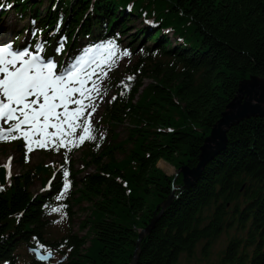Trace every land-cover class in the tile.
I'll return each instance as SVG.
<instances>
[{
	"label": "trees",
	"instance_id": "trees-1",
	"mask_svg": "<svg viewBox=\"0 0 264 264\" xmlns=\"http://www.w3.org/2000/svg\"><path fill=\"white\" fill-rule=\"evenodd\" d=\"M59 2V8L66 4V15L72 10L70 27L81 24L93 4L85 24L120 21L123 28L130 19L125 5L133 3L158 15L162 28H172L186 45L172 49L149 36L157 44L128 68L132 81L114 85L116 98L105 106L103 124L86 154L95 171L75 182L71 196L93 208L82 225L93 235L91 248L85 250L86 237L78 235L62 243L46 239L47 208L60 182L48 195L32 193L45 167L13 178L11 186L0 167V264H16V251L30 243L52 250L64 245L69 250L64 264H130L140 231L173 187V177L158 168L159 161L195 167L204 139L240 83L252 76L264 79V0H74L73 7L70 0ZM56 16L53 12V20ZM187 21L192 27L183 26ZM123 83L129 84L126 92ZM126 123L129 152L115 133ZM228 139L227 149L196 184L183 187L178 177L174 185L181 191L143 239L137 264H177L181 252L234 226L248 236L228 244L223 264H264V119L243 121ZM69 211L72 217V204Z\"/></svg>",
	"mask_w": 264,
	"mask_h": 264
},
{
	"label": "snow or ice",
	"instance_id": "snow-or-ice-1",
	"mask_svg": "<svg viewBox=\"0 0 264 264\" xmlns=\"http://www.w3.org/2000/svg\"><path fill=\"white\" fill-rule=\"evenodd\" d=\"M61 47L58 42L55 51ZM115 50L116 45L109 42L100 55L79 59L58 71L54 58L0 42V142L22 139L27 154L49 146L71 152L85 141L96 140L91 116L101 95L98 81L115 62ZM62 175L64 191L58 198L70 186L69 173Z\"/></svg>",
	"mask_w": 264,
	"mask_h": 264
},
{
	"label": "rangeland",
	"instance_id": "rangeland-1",
	"mask_svg": "<svg viewBox=\"0 0 264 264\" xmlns=\"http://www.w3.org/2000/svg\"><path fill=\"white\" fill-rule=\"evenodd\" d=\"M10 22V18H8L4 24L5 27L7 24ZM134 23V22H133ZM22 23V25H24ZM144 22L142 20H136V24L132 27L133 31L136 32V28H141ZM135 29V30H134ZM130 30V31H132ZM134 34V33H133ZM132 34V35H133ZM131 36L126 38L125 43H129ZM139 40V39H138ZM172 42V41H171ZM137 44H140L139 41ZM124 65V64H123ZM123 65L120 66V70L118 73L123 71ZM100 110V109H99ZM99 112V111H98ZM98 114V113H97ZM96 114V115H97ZM119 132V142L125 143V140L127 139L128 132H127V126H121L118 130ZM126 144V143H125ZM126 152H129L132 149V146L130 144H126L125 146ZM125 154L123 155L122 153H117V158L118 160L124 159ZM84 158L83 156V150L80 151L76 155V168L80 169L82 159ZM60 157H55L51 154H41V153H36L32 156L30 166L31 168H34L41 163H50L52 161H59ZM10 161V164L12 165L11 168V175H20L27 173L29 168L24 167L22 161H21V156L19 152L14 148V146H7V147H0V166L5 165ZM165 163V162H164ZM168 164V163H166ZM169 165V164H168ZM170 166V165H169ZM159 167L165 172L166 174L170 176H174L177 174V170L174 168V172L170 173L168 169L164 168L160 162ZM94 171L93 167H89L86 173H92ZM42 189V182L40 180L36 181L32 191L34 193H39L40 190ZM76 204V202H75ZM73 220L71 223L66 219L65 215L63 214L60 206L56 207V210L52 213L51 219L53 221L52 227L48 230V235L50 239L52 240H57V241H62V238L65 237L69 231L74 232L78 234L80 237H86L87 245L85 247V250L91 248L92 246V238L93 235L91 234V231H89V227L87 228H82L83 223H86L87 219H89L91 215V210L93 209L92 206H90L88 203L84 202L80 205L76 204L73 205ZM237 236L239 233L235 232L234 230L230 231L228 234V237L231 236ZM227 245V236L223 235L217 242L214 244V247L212 250H208L207 252L203 249V244L198 245V247L194 250L193 254L191 256L184 255L182 259L180 260V264H220L221 262V253L224 251L225 247ZM21 257L25 256L24 252H21ZM61 258V255H58L55 260Z\"/></svg>",
	"mask_w": 264,
	"mask_h": 264
},
{
	"label": "water",
	"instance_id": "water-1",
	"mask_svg": "<svg viewBox=\"0 0 264 264\" xmlns=\"http://www.w3.org/2000/svg\"><path fill=\"white\" fill-rule=\"evenodd\" d=\"M258 117L264 119V80L258 77H252L250 80H244L240 83L234 99L227 105L221 119L212 128L211 134L204 141L199 156V162L196 167L183 166L178 170L174 177L181 173L185 187H191L201 178L205 168L213 162L228 146V132L239 125L242 121ZM174 201V191L168 199L158 205L151 223L139 233L138 243L151 234L158 220L163 216L166 209ZM43 260H50L52 256H42L39 249L32 250ZM133 262L138 263L137 252L133 255Z\"/></svg>",
	"mask_w": 264,
	"mask_h": 264
},
{
	"label": "bare ground",
	"instance_id": "bare-ground-1",
	"mask_svg": "<svg viewBox=\"0 0 264 264\" xmlns=\"http://www.w3.org/2000/svg\"><path fill=\"white\" fill-rule=\"evenodd\" d=\"M151 18H153V19H159V17H158V15H156V16H151ZM157 21V23H159L158 21H161V20H156ZM162 25V24H161ZM185 25H188V27H192V25L189 23V21H187V22H185V24L183 25L184 27H186ZM154 28H157V29H160V28H162V27H157L156 25H154L153 26ZM103 33V32H102ZM168 34V33H167ZM148 35V34H147ZM150 35V34H149ZM151 36V35H150ZM150 38H152V36L150 37ZM149 37H148V39L149 40H151L152 42L154 41V39H150ZM148 42L149 41H147L146 39L144 40L143 39V42H139V43H142L143 45H149L148 44ZM163 48V47H162ZM164 49V48H163ZM124 62H127L126 60H123ZM125 65H127V66H130V64H128V63H125ZM147 85V84H146ZM253 118H258V117H253ZM260 119H262V118H260ZM242 123V122H241ZM240 123V124H241ZM238 126V125H237ZM116 142H118L117 140H116ZM7 162H9V161H7ZM161 164H162V166L164 167V168H166V169H168L169 170V172L170 173H172V172H174V168L172 167V166H169L168 164H166V163H164L163 161H161ZM183 166H189V165H182L181 167H183ZM197 166V165H196ZM195 166V167H196ZM190 167V166H189ZM191 168H194V167H191ZM11 169V168H10ZM206 169V168H205ZM8 170H9V168H8ZM177 177H179V175L177 176ZM91 211H93V209L91 210ZM91 216V215H90ZM90 218V217H89ZM73 220V219H72ZM89 219H87V221H88ZM232 230H234L235 232H237V233H239V235H237V236H235V235H233V236H231V237H228V234L230 233V231H232ZM223 235H226L227 236V243H230L232 240H234L235 238H240V239H242V240H244L245 239V237L246 236H248V231L247 230H242L241 228H238V227H230V228H228V229H225L222 233H221V235H218V236H216V238L215 239H212V240H210V241H208V240H201V241H199L198 242V244H196L195 246H194V248L192 249V250H188V251H183V252H181V254L179 255V258H178V263L177 264H180V260L182 259V257L184 256V255H187V257L188 256H191L192 254H193V252H194V250L198 247V245H200V244H203V249L207 252L208 250H212L213 249V247H214V244H216V242L223 236ZM139 238V237H138ZM143 241V240H142ZM142 241H140V243L137 245V243H138V239L136 240V246H135V248H134V250H133V254H132V260H133V255L135 254V252H137V257H138V263H139V260H140V253H141V248H142ZM234 243H237V241L236 240H234L233 241ZM227 246L225 247V249H224V251L221 253V264H223V261L224 260H222V257H225L226 255H228L227 254ZM33 254V253H32ZM14 259H13V261L14 262H20L19 260H20V258L19 257H13ZM130 261V264H135V263H132L133 261Z\"/></svg>",
	"mask_w": 264,
	"mask_h": 264
}]
</instances>
